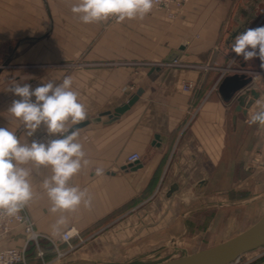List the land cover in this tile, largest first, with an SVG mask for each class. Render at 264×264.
<instances>
[{"label": "crops", "instance_id": "crops-1", "mask_svg": "<svg viewBox=\"0 0 264 264\" xmlns=\"http://www.w3.org/2000/svg\"><path fill=\"white\" fill-rule=\"evenodd\" d=\"M76 2L0 0V127L14 131L21 143H31L46 133L41 127L33 137L25 135L22 122L7 111L19 99L8 89L25 83L34 89L71 76L89 120L78 128L77 142L90 163L70 183L87 188L93 197L91 210L81 207L76 213H66L69 227L75 226L91 241L73 254L76 258L97 254L109 241L155 242L161 235L167 239L184 236L190 224H199L198 213L204 219L209 209L236 204L229 193L237 187L226 188L224 179L226 116L250 85L245 84L233 98H225V79L244 78L248 70L229 71L236 58L226 44L231 28L224 32L228 15L224 12L209 26L207 20L193 27L185 20L188 11L182 10L179 18L171 20L164 10L153 8L143 20L84 24L71 12ZM181 45L177 63L167 64L166 58ZM244 80L249 81V76ZM187 84L192 87L185 88ZM140 87L143 93L138 100L117 119L103 114L99 121L93 120L126 103ZM237 106L238 100L235 111H239ZM132 152L142 158L131 166L127 156ZM97 167L104 169V175L95 176ZM50 175L51 169L43 168L35 177L37 195L24 210L37 230L52 236L51 226L59 214L48 211L50 202L39 187ZM174 183L178 187L168 195ZM162 193L169 214L156 212L155 206L152 211L144 208L146 200ZM145 194L129 211L128 200ZM173 207L179 213L171 214ZM162 226L166 229L161 230ZM42 241L48 258V240ZM26 243L22 225L7 232L0 229V250ZM43 260L35 249L27 250V264H43ZM87 262L92 261L71 264ZM252 264H264V256Z\"/></svg>", "mask_w": 264, "mask_h": 264}, {"label": "clouds", "instance_id": "clouds-1", "mask_svg": "<svg viewBox=\"0 0 264 264\" xmlns=\"http://www.w3.org/2000/svg\"><path fill=\"white\" fill-rule=\"evenodd\" d=\"M153 7L154 0H77L71 12L84 24L110 18L121 23L126 19L143 20ZM230 50L246 62L258 58L264 69V25L236 35ZM72 85V77L65 76L62 82L49 80L34 89L27 83L13 84L8 89L19 99L13 100L7 111L22 122L27 137H33L43 127L50 137L47 141L21 143L14 131L0 127V215L14 217L20 213L37 195L35 177L43 168H50L51 175L45 176L39 187L50 202L48 211L59 214L51 234L62 241L78 235L75 227H69L66 213L93 207L88 189L70 183L90 163L83 145L77 142L79 130L75 127L87 119V112ZM248 123L264 125V105ZM94 174L102 176L104 169L97 167ZM29 238L36 240L38 234L32 232ZM62 255L58 253L56 264Z\"/></svg>", "mask_w": 264, "mask_h": 264}, {"label": "rangeland", "instance_id": "rangeland-1", "mask_svg": "<svg viewBox=\"0 0 264 264\" xmlns=\"http://www.w3.org/2000/svg\"><path fill=\"white\" fill-rule=\"evenodd\" d=\"M241 1L188 0L181 6L173 5L170 11L162 10L166 12L171 20L179 18V13L182 10L188 11L187 14L189 15H187L185 20L193 24V27L204 25L202 22L206 24L208 22L207 26L210 25V22L214 24L221 19V16L225 12L228 15V22L224 27V32H226L233 25L232 15ZM62 19L67 21L68 18ZM109 20L114 19L110 18ZM69 22L71 23L70 18ZM49 24L51 27V18H49ZM262 25H264V4L259 7L258 19L253 22L250 28ZM196 33L194 30V36ZM234 55L236 57L235 64H233V67L229 71H242L244 69H241L242 62L245 63V69L247 70L248 68L246 73L249 76V81H247L246 85H250L246 90L248 93L247 100L250 101L252 98V103L249 106H247V102L245 104L246 112L243 108L242 110L235 111L234 104L238 99H235L236 101L233 99L232 101L234 102L227 109V137L224 161L226 176L224 179H226V188L233 185L237 187V189H234L233 192L231 190L229 193L230 199H232V196L236 199V204L230 203L229 205H224L222 209H209V212H204V219L198 213L196 219L199 224H190V228L184 236H174L167 239L165 235H161V239L155 242L134 240L109 241L105 242L108 249L104 247L97 254H87L81 258H76V255L73 253L81 245L91 243L87 238L84 237V242H79L77 238L73 240L72 243L75 248L72 250H68V244L64 242L60 243L59 240H56L60 244L62 251L68 250L63 257L59 258V264H71L74 261L83 260L92 261L91 263L87 262L83 264H94V262L97 264H158L229 239L251 226L264 213V125L248 123L251 115L261 105H264V69L260 67V60L258 58L246 62L242 57L237 56L235 53ZM251 88H255L259 92L258 97H253L250 93ZM256 101H258L257 104L249 111L251 105ZM229 173L231 174L230 176L227 175ZM146 196L147 194L143 198H130L127 202L129 211H133V208ZM152 200L153 202H151ZM164 200L165 196L163 193L154 195V199H150V202L146 200L144 203L146 205L143 206L149 211H152L153 206H155L156 212L169 214V207H164ZM174 207L170 209L171 214H175V212L179 213L180 209ZM164 229L166 227L162 226L161 230ZM48 243L51 251L48 258L47 256L44 258L43 263L45 261L49 264H56L57 255L55 246L49 240ZM257 254L258 256H256ZM263 256L264 245L243 253L237 260L229 264H252L256 259L263 258Z\"/></svg>", "mask_w": 264, "mask_h": 264}, {"label": "water", "instance_id": "water-1", "mask_svg": "<svg viewBox=\"0 0 264 264\" xmlns=\"http://www.w3.org/2000/svg\"><path fill=\"white\" fill-rule=\"evenodd\" d=\"M50 18L52 19L51 14ZM183 48L184 45H181L178 49L173 50L170 55L166 58V60L172 62L178 59L180 56V52ZM227 80L228 92L238 91L243 88L245 84H247V81L245 82L238 79L237 75H234L231 79ZM142 93L143 88L140 87L133 95L130 96L126 103L115 108L112 112H106L98 115L97 117L93 118V120L99 121L101 119V115L103 114H109L111 120L117 119L122 113L126 112L138 100L139 96ZM250 93L255 98L259 96V92L255 88H251ZM230 96L231 94L225 98L229 100ZM247 96V92L238 96V110H242L243 108L245 112L247 111L245 107L246 102L247 106L252 103V98L250 101H247ZM88 122L89 120L82 121L79 125L75 127L79 128L81 126H84ZM155 138L160 139V136L156 135ZM133 164L134 163H130L129 165L132 166ZM177 187V183L172 184L170 186L168 195H171L177 189ZM262 245H264V214L251 226L241 231L240 233L230 237L229 239H226L218 244L204 248L202 250L184 256H180L178 258H173L158 264H229L235 261L243 253L258 248Z\"/></svg>", "mask_w": 264, "mask_h": 264}, {"label": "built area", "instance_id": "built-area-1", "mask_svg": "<svg viewBox=\"0 0 264 264\" xmlns=\"http://www.w3.org/2000/svg\"><path fill=\"white\" fill-rule=\"evenodd\" d=\"M186 1L188 0H154V7L158 9H164V10L170 11L173 5L181 6ZM176 63L177 61H172V62H168L167 64L173 65ZM191 87H192V84H187L185 86V88H191ZM49 138L50 137H48L47 134L44 133L41 136H39L36 140L47 141ZM141 158H142V155L139 152H132L127 156V162L136 163V162H139ZM15 225L23 226L25 234H26V238H27V243L21 247H9V248L0 250V264H18V263L27 264V246L30 242L35 243L36 255L44 259L46 256V251H45V248L41 245V241L43 238L51 241L54 244L57 257H58V253H63V255L60 256L59 258L63 257L64 254L68 250H72L75 248L74 244L72 243L74 239L77 238L79 242L85 241L79 229L76 228L75 226H70V227H75L78 230V235L75 237L69 238L67 241H62L59 238H54L52 236H49L48 234L40 232L39 230L35 228L34 220L24 209H22L21 212L18 213L14 217H7V216L0 215V229L2 231L7 232L10 229H12ZM32 232H35L38 234V239L32 240L29 238ZM56 240H59L60 243L64 242L68 244L69 249L67 251H62L60 249V244H58ZM43 264H49V263L44 261Z\"/></svg>", "mask_w": 264, "mask_h": 264}, {"label": "flooded vegetation", "instance_id": "flooded-vegetation-1", "mask_svg": "<svg viewBox=\"0 0 264 264\" xmlns=\"http://www.w3.org/2000/svg\"><path fill=\"white\" fill-rule=\"evenodd\" d=\"M263 4H264V0H242L238 4L237 8L235 9V11L233 12V15H232L233 25H231V28L229 29V32H228V36L226 38V44L229 47H230V43L232 42V40L235 38L236 35L243 33L247 28H250V26L253 24V22H255L258 19L259 7ZM241 67H242L241 69H243V68L245 69V63L244 62H242ZM245 74H246L245 76H242L244 78L238 77V79L246 82L247 80H244V79H247L248 75H247V73H245ZM227 81L228 80H226L222 85L223 92L225 94V97H227L231 94L230 98H233L234 95L239 90L233 91V92H228V90H227L228 82ZM247 97H246V99H247ZM238 104H239V102H238Z\"/></svg>", "mask_w": 264, "mask_h": 264}, {"label": "trees", "instance_id": "trees-1", "mask_svg": "<svg viewBox=\"0 0 264 264\" xmlns=\"http://www.w3.org/2000/svg\"><path fill=\"white\" fill-rule=\"evenodd\" d=\"M41 245L45 248V247H47L45 244H44V242L43 241H41ZM29 248H31V249H36V246H35V243H33V242H30L29 244H28V246H27V250L29 249ZM36 251V250H35ZM46 256H47V253H46ZM45 256V257H46Z\"/></svg>", "mask_w": 264, "mask_h": 264}]
</instances>
